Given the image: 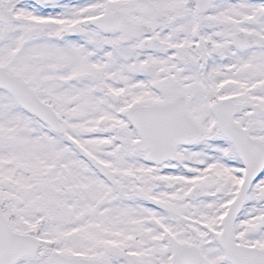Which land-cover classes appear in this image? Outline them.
I'll list each match as a JSON object with an SVG mask.
<instances>
[{"label": "snow or ice", "instance_id": "snow-or-ice-1", "mask_svg": "<svg viewBox=\"0 0 264 264\" xmlns=\"http://www.w3.org/2000/svg\"><path fill=\"white\" fill-rule=\"evenodd\" d=\"M0 264H264V0H0Z\"/></svg>", "mask_w": 264, "mask_h": 264}]
</instances>
